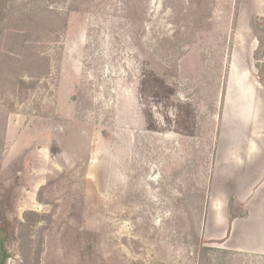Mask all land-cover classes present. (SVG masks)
<instances>
[{"label":"rangeland","instance_id":"374dc122","mask_svg":"<svg viewBox=\"0 0 264 264\" xmlns=\"http://www.w3.org/2000/svg\"><path fill=\"white\" fill-rule=\"evenodd\" d=\"M258 38L264 0H1L0 264H264L204 233L226 76H264Z\"/></svg>","mask_w":264,"mask_h":264},{"label":"crops","instance_id":"0c3cea01","mask_svg":"<svg viewBox=\"0 0 264 264\" xmlns=\"http://www.w3.org/2000/svg\"><path fill=\"white\" fill-rule=\"evenodd\" d=\"M212 149L205 237L230 243L240 236L246 252L264 253V76L227 73ZM231 200L246 215L234 207L229 215Z\"/></svg>","mask_w":264,"mask_h":264},{"label":"flooded vegetation","instance_id":"af4514ba","mask_svg":"<svg viewBox=\"0 0 264 264\" xmlns=\"http://www.w3.org/2000/svg\"><path fill=\"white\" fill-rule=\"evenodd\" d=\"M3 243H4V241L2 239H0V253L1 254L4 253ZM0 257H2V256L0 255Z\"/></svg>","mask_w":264,"mask_h":264},{"label":"trees","instance_id":"16d2710c","mask_svg":"<svg viewBox=\"0 0 264 264\" xmlns=\"http://www.w3.org/2000/svg\"><path fill=\"white\" fill-rule=\"evenodd\" d=\"M0 7H1V0H0ZM258 43H259V45H261V46H264V39H260V38H258ZM223 240H221V242H222Z\"/></svg>","mask_w":264,"mask_h":264},{"label":"water","instance_id":"95a60500","mask_svg":"<svg viewBox=\"0 0 264 264\" xmlns=\"http://www.w3.org/2000/svg\"><path fill=\"white\" fill-rule=\"evenodd\" d=\"M156 174L155 168L152 169L150 177H153Z\"/></svg>","mask_w":264,"mask_h":264}]
</instances>
